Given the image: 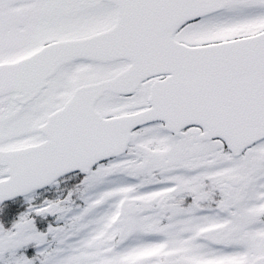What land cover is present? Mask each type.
Instances as JSON below:
<instances>
[{
	"label": "snow or ice",
	"instance_id": "1",
	"mask_svg": "<svg viewBox=\"0 0 264 264\" xmlns=\"http://www.w3.org/2000/svg\"><path fill=\"white\" fill-rule=\"evenodd\" d=\"M0 264H264V0H0Z\"/></svg>",
	"mask_w": 264,
	"mask_h": 264
}]
</instances>
